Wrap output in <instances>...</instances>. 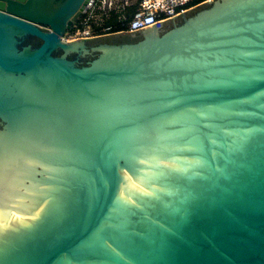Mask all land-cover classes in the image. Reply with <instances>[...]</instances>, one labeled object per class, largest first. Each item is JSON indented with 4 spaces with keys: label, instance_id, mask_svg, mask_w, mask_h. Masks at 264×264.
<instances>
[{
    "label": "water",
    "instance_id": "95a60500",
    "mask_svg": "<svg viewBox=\"0 0 264 264\" xmlns=\"http://www.w3.org/2000/svg\"><path fill=\"white\" fill-rule=\"evenodd\" d=\"M93 1L0 0V264H264V0Z\"/></svg>",
    "mask_w": 264,
    "mask_h": 264
},
{
    "label": "built area",
    "instance_id": "2783aa9c",
    "mask_svg": "<svg viewBox=\"0 0 264 264\" xmlns=\"http://www.w3.org/2000/svg\"><path fill=\"white\" fill-rule=\"evenodd\" d=\"M192 1L94 0L62 38L69 42L135 32L196 6ZM130 7H135L132 14L128 13Z\"/></svg>",
    "mask_w": 264,
    "mask_h": 264
},
{
    "label": "trees",
    "instance_id": "16d2710c",
    "mask_svg": "<svg viewBox=\"0 0 264 264\" xmlns=\"http://www.w3.org/2000/svg\"><path fill=\"white\" fill-rule=\"evenodd\" d=\"M202 1H204V0H193V1L191 2V5L198 4V3L202 2ZM133 9H134V7H130V8H129V13L132 12ZM116 22H117V20H116ZM120 37L126 39V35H125V34H124V36L122 35V36H120Z\"/></svg>",
    "mask_w": 264,
    "mask_h": 264
},
{
    "label": "crops",
    "instance_id": "0c3cea01",
    "mask_svg": "<svg viewBox=\"0 0 264 264\" xmlns=\"http://www.w3.org/2000/svg\"><path fill=\"white\" fill-rule=\"evenodd\" d=\"M134 9H135V7H134ZM134 9H133L132 12H130V13H129V10H128V13H129V14H132V13L134 12Z\"/></svg>",
    "mask_w": 264,
    "mask_h": 264
},
{
    "label": "flooded vegetation",
    "instance_id": "af4514ba",
    "mask_svg": "<svg viewBox=\"0 0 264 264\" xmlns=\"http://www.w3.org/2000/svg\"><path fill=\"white\" fill-rule=\"evenodd\" d=\"M79 18H80V17H79ZM79 18H78V19H79ZM78 19H77V20H78ZM77 20H76V21H77Z\"/></svg>",
    "mask_w": 264,
    "mask_h": 264
}]
</instances>
